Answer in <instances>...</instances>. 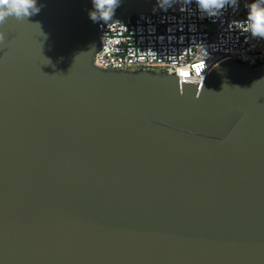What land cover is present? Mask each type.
I'll list each match as a JSON object with an SVG mask.
<instances>
[{"label": "water", "instance_id": "obj_1", "mask_svg": "<svg viewBox=\"0 0 264 264\" xmlns=\"http://www.w3.org/2000/svg\"><path fill=\"white\" fill-rule=\"evenodd\" d=\"M38 5L0 26V264H264V65L101 69L92 0Z\"/></svg>", "mask_w": 264, "mask_h": 264}, {"label": "built area", "instance_id": "obj_2", "mask_svg": "<svg viewBox=\"0 0 264 264\" xmlns=\"http://www.w3.org/2000/svg\"><path fill=\"white\" fill-rule=\"evenodd\" d=\"M248 2L239 0L238 8L208 18L194 2L181 11L179 3L164 10L155 0L149 13L127 15L115 29L98 25L101 48L93 64L105 70L171 73L180 85L198 83L199 89L208 72L230 58L250 68L264 65V40L230 27L245 18Z\"/></svg>", "mask_w": 264, "mask_h": 264}, {"label": "clouds", "instance_id": "obj_3", "mask_svg": "<svg viewBox=\"0 0 264 264\" xmlns=\"http://www.w3.org/2000/svg\"><path fill=\"white\" fill-rule=\"evenodd\" d=\"M193 2L201 16L208 18H219L229 8L239 7V0H158L159 6L164 10L179 3L182 5L181 11L189 10L187 6ZM120 4L121 0H92L93 7L88 13L89 18L101 26L115 29L120 23L119 20L114 19L116 9ZM245 7L247 9L245 18L234 21L230 27L247 33L254 39L264 40V0H249ZM40 10L38 0H0V26H3L10 18L17 21H28ZM5 40L6 34L0 31V45H3ZM202 54L206 56L207 52Z\"/></svg>", "mask_w": 264, "mask_h": 264}, {"label": "snow or ice", "instance_id": "obj_4", "mask_svg": "<svg viewBox=\"0 0 264 264\" xmlns=\"http://www.w3.org/2000/svg\"><path fill=\"white\" fill-rule=\"evenodd\" d=\"M200 67H203V65H201Z\"/></svg>", "mask_w": 264, "mask_h": 264}]
</instances>
